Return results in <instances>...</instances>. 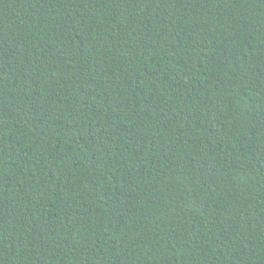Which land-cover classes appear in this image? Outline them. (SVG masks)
Wrapping results in <instances>:
<instances>
[{"label":"trees","instance_id":"trees-1","mask_svg":"<svg viewBox=\"0 0 264 264\" xmlns=\"http://www.w3.org/2000/svg\"><path fill=\"white\" fill-rule=\"evenodd\" d=\"M0 264H264V0H0Z\"/></svg>","mask_w":264,"mask_h":264}]
</instances>
